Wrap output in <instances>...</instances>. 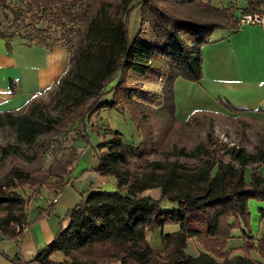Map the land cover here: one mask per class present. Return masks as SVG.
<instances>
[{
    "label": "trees",
    "instance_id": "obj_1",
    "mask_svg": "<svg viewBox=\"0 0 264 264\" xmlns=\"http://www.w3.org/2000/svg\"><path fill=\"white\" fill-rule=\"evenodd\" d=\"M17 2L25 14L16 9L14 21L20 14L44 21L46 30L73 34L76 44L51 105L32 103L22 115L0 112V129H9L14 138V144L1 149L0 159L20 156L23 146L41 139V149H45L52 136L66 129L75 133V139L84 137L85 120L105 109L120 108L127 113L142 140L133 146L118 131L106 130L90 172L114 178L116 190L90 191L66 213L67 227L32 262L262 264L250 256L255 252L264 260V234L256 240L249 230L248 202L264 201V144L249 151L218 143L207 134L191 149L178 144L165 149L163 145V139L176 128L195 119L177 121L175 81L201 82L202 48L211 43L215 31L238 29L235 8H216L212 0ZM249 13L264 14V0L249 1L240 11V15ZM106 95L110 100H104ZM219 103L230 112H245L221 99ZM70 150L67 157L52 159L45 173L55 178L50 185L41 175L18 168H11L0 179V235L16 240L24 227L39 219L27 220L31 202L23 192L27 185L39 183L55 195L71 184L66 173L77 160V151ZM154 155L161 158L151 159ZM153 189L160 191L158 200L143 196ZM163 202L176 208L164 209ZM47 204L46 212L51 213L53 205L50 200ZM166 225L179 229L161 235L162 249L154 250L146 241V232ZM234 229L241 230L242 256L231 257L232 250H227ZM191 239L202 249L196 257L186 253ZM57 252L68 260L53 262L50 257Z\"/></svg>",
    "mask_w": 264,
    "mask_h": 264
},
{
    "label": "rangeland",
    "instance_id": "obj_2",
    "mask_svg": "<svg viewBox=\"0 0 264 264\" xmlns=\"http://www.w3.org/2000/svg\"><path fill=\"white\" fill-rule=\"evenodd\" d=\"M249 1L252 0H212V4L214 2L217 6L214 4L213 6L216 8H235V17L238 20V18L241 16L240 11L247 7ZM16 9L22 10V12L25 14V11L23 10L24 6H21L17 0H7L4 5L0 3V35L8 37L9 40L12 39V41L14 40L16 42L15 43L13 41L11 55L9 57L0 53V96L5 97L9 95V91L11 90L9 83L10 79H13L14 83L16 85L19 84V86L24 85V81L26 79L35 81V85L44 86L40 90L43 92L36 100L32 101L30 104H27L21 110H18V113H13L16 115H22L28 111L32 103H40L44 105L52 104V95L55 88L53 85L48 88L50 84L48 82L53 79L52 70L56 63H64V67L67 68L71 57V50L76 44V37L67 30H46L48 29L46 22H37L32 17L25 16L24 14H20L18 19L14 21L13 13ZM43 38H45L46 42H42ZM18 43L31 47L22 46ZM41 49L44 52L46 51L49 53H43ZM44 75L45 78H43ZM111 86L112 84L107 87V90L110 89ZM32 90L35 89L32 87ZM37 93L39 92H36V94ZM250 93L253 95L255 94L258 97V100H256L254 103L256 106L263 104L264 88H251ZM179 94H181L180 88ZM110 98V95H106L104 100H110ZM221 100L226 101L229 104H233V107L236 106V108L240 109L244 108L240 106H247V104L250 103L248 98L243 100L242 97H224V99ZM191 104L192 103L187 104L189 107L185 106L181 108V114L178 115L177 121L182 123L186 119L189 120L192 116H195V119L191 120L188 126H181V129L176 128L171 136L165 137L163 139V145L165 149H169L170 146L174 144H178L181 147L186 146L188 149H191L199 141H204L207 134H210V137L218 143L229 146H241L249 151H252L256 145L264 144L263 108H261V113L248 112L253 114H261L263 116L247 114L244 112H230L226 109L223 113H207L200 115L198 113L202 111H190ZM217 105L222 107V105L219 103V99L217 100ZM253 107L254 106H251L249 108ZM176 109L177 108L175 106V113ZM107 129L118 131L122 135V138L126 144L138 146L142 141L140 135L137 132L135 124L131 120L130 116H128L127 113H125L122 109L101 110L93 114L89 119L85 120V128L83 130L85 135L84 137L75 139V133L70 129H66L62 131L60 135L52 136L45 149H41V139L33 145L23 146L20 156H11L4 161L0 159V179L11 168H18L25 172L41 175L40 178L45 179L43 181H46L45 183L50 185L55 181V178L53 176H48L47 178L45 173L52 159L55 156L67 157L68 153L71 151L70 149L74 148L77 151V160H75V162L72 164L71 171H67L66 173V178L68 180L70 179V181L73 183L67 185L66 187L68 188H63L60 195L63 192V195H66L67 192L65 191H69V188L73 190L75 189L77 192L81 193L84 188L87 189L89 187V184H83V182L78 177L82 176L83 173L90 172V169L96 165V151H98L97 146L102 141L103 137L107 136ZM7 144H14L13 134L9 129H0V157L1 149ZM51 145H53L52 156L50 158H46V152ZM42 150L45 152L42 153ZM160 158L161 157L157 155L151 157V159ZM245 177L246 180L249 181L250 170L246 171ZM75 179L76 181H74ZM109 180L113 182L110 183L112 188H106L102 190L108 192L116 190V182L114 178L110 177ZM83 185H85V187H83ZM23 192L27 197H30V203H33V205L37 204L41 207L47 199H51L53 196L51 193H47L48 191L45 189V187L39 185V183L35 184L34 186L27 185V188H25ZM249 202L248 228L254 238L258 240L263 232L264 223L260 224L258 228L257 221L255 219L256 216H258V219L264 216V209L260 207V205H264V201L250 200ZM175 227L176 225H167L163 231L164 233L175 231ZM256 232L260 235H256ZM238 235L240 236L239 239L236 238ZM233 236H235V238ZM0 237L2 238V235H0ZM237 240L240 242L242 241L240 229H234L231 232V239L229 240L227 246L229 248H236ZM11 241L12 239L0 240V264H15L14 261L17 258L16 253L18 247H16V245L13 243L15 240L12 242ZM195 243L201 249L196 241ZM150 246L154 250L160 251L162 247L160 232L159 235L156 234L153 237ZM242 247L243 241L242 246L239 249H227L232 250V253L235 252L234 256H242ZM186 253L195 254L191 245H189ZM250 256L254 260L264 264V260H261L257 253L252 252L250 253ZM24 264L38 263L29 261L24 262Z\"/></svg>",
    "mask_w": 264,
    "mask_h": 264
},
{
    "label": "crops",
    "instance_id": "obj_3",
    "mask_svg": "<svg viewBox=\"0 0 264 264\" xmlns=\"http://www.w3.org/2000/svg\"><path fill=\"white\" fill-rule=\"evenodd\" d=\"M213 4L215 5L214 2ZM13 41L12 39L5 40L0 35V53L9 57L11 55ZM6 43L10 45V50L7 49ZM42 52L49 53L46 51L44 52L43 50ZM63 64L56 63L52 70L53 79L48 82L50 83L48 88L51 85H53L54 88L56 87L57 81L67 69ZM202 72L203 78L199 84L185 82L182 81V79H177L175 81V106L177 108L175 113L176 119L178 118V115L181 114V108L188 106L187 104L190 103H192L190 111L197 110L212 114L223 113L225 109H223L220 105H217V100L224 99V97H242L243 100L248 98L250 103H248L247 106H240L244 107L242 108L245 110L244 113H261V108L264 109V101L262 105L256 106L254 103L256 100H258V97L255 94H251L250 90L251 88H264V26L254 25L246 26L237 30L215 31L211 36V43L202 48ZM43 78H45V75ZM9 83L11 89L9 91V95L5 97L0 96V112L18 113V110H21L27 104H30L32 101L36 100L43 92L40 91L41 88L44 87L43 85H35V81H31L30 79H26L24 81V85L21 86H19V84L16 85L13 79H10ZM32 87L35 90H32ZM179 88L181 94H179ZM36 92L39 93L36 94ZM251 106L254 107L249 108ZM253 115L263 116L261 114ZM187 120L188 119L185 121ZM78 178H80L83 184L88 183L89 187L87 189L84 188L81 193L71 188H69V191H65L67 192L66 195H63V192L59 196L57 204L52 206L51 213L46 212V209H48L47 200L50 199H47L42 207L37 204L33 205V203H30L27 208V220L33 221L35 219H39L34 224L27 227L26 230L23 231L22 235L17 237L15 241L12 240L16 247H18L16 253L17 258L15 260L22 264L24 262H31L37 252L49 244L60 229H65L67 227L68 219L65 218L66 213L77 203H79L82 198H85L90 191H104L102 189L112 188V185L110 184L112 181L109 180L110 177H102L95 173L88 172L83 173V175ZM74 181H76V179ZM70 183L72 184L73 182L70 181ZM83 187H85V185H83ZM51 195L53 194L51 193ZM143 196L150 197L153 200H158L160 191L159 189L148 190L143 193ZM162 207L164 209L172 210L176 208V205L163 202ZM260 207L264 209V205H260ZM38 208H42L44 210L40 211ZM255 220L257 221L259 228L260 224L264 223V216H262L260 219H258V216H256ZM166 226L161 229L147 231L146 241L150 244L153 237L156 234L159 235V232L161 236L174 233L179 229V227L176 226L175 231L164 233L163 229L166 228ZM257 234L258 236L260 235L256 232V235ZM263 234L264 229L261 236ZM233 237L235 238V236ZM236 238L239 239L240 236L238 235ZM3 239L8 238L4 236H2V238L0 237V240ZM194 240L195 239H191L187 242L186 251L189 245H191L195 254L189 255L196 257L202 252V249L196 245ZM236 242V248H229L228 246L227 248L239 249L242 246V241L240 242L237 240ZM234 255L235 252L232 253L231 257H235ZM50 259L56 263H63L68 260L66 256L60 252L52 255ZM99 264L119 263L101 262Z\"/></svg>",
    "mask_w": 264,
    "mask_h": 264
},
{
    "label": "built area",
    "instance_id": "obj_4",
    "mask_svg": "<svg viewBox=\"0 0 264 264\" xmlns=\"http://www.w3.org/2000/svg\"><path fill=\"white\" fill-rule=\"evenodd\" d=\"M237 22H238L237 23V28L238 29H241V28L246 27V26H254V25L264 26V14L249 13V14L241 15L238 18ZM52 152H53V145H51L49 147V149L47 150L46 158H50L52 156ZM59 196H60L59 193L52 196V198L50 199L51 205L54 206V205L57 204ZM14 228H15L16 232L19 231V227L17 225ZM26 228L27 227H24L23 231H25Z\"/></svg>",
    "mask_w": 264,
    "mask_h": 264
}]
</instances>
